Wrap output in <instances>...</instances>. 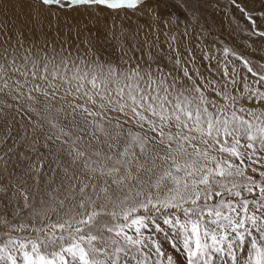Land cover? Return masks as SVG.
I'll use <instances>...</instances> for the list:
<instances>
[{
	"label": "snow or ice",
	"instance_id": "obj_1",
	"mask_svg": "<svg viewBox=\"0 0 264 264\" xmlns=\"http://www.w3.org/2000/svg\"><path fill=\"white\" fill-rule=\"evenodd\" d=\"M39 3L135 11L146 0ZM172 3L186 17L173 13L165 26L196 21L188 0ZM229 3L249 35L264 37V11ZM169 49L170 68L151 52L134 67L70 57L0 63V264H178V256L264 264V74L225 47L221 90ZM229 54L257 87L245 75L239 90ZM22 111L27 143L26 133L13 135Z\"/></svg>",
	"mask_w": 264,
	"mask_h": 264
},
{
	"label": "rangeland",
	"instance_id": "obj_2",
	"mask_svg": "<svg viewBox=\"0 0 264 264\" xmlns=\"http://www.w3.org/2000/svg\"><path fill=\"white\" fill-rule=\"evenodd\" d=\"M190 11L197 17L192 23H169L163 20L175 13L181 18V12L172 0H146L138 10H109L103 6H44L39 0H0V63L10 62L14 57L18 62L24 56L32 58L70 57L73 60H99L122 66H135L147 61V53L159 59L166 68H170L166 57L170 54L169 43L180 52L182 65L190 74L199 69L208 79H215L223 90L222 70L217 61L226 62L223 48L227 47L238 56L250 61L257 73L264 74V37L249 35L251 24L229 0H188ZM248 11L258 15L264 11V0H239ZM151 8L153 11L149 12ZM159 16L160 20H154ZM260 29L264 30V21L258 19ZM187 31V35H185ZM167 32V36L165 35ZM175 36V41L169 38ZM191 49V56L189 55ZM205 52L209 59H204ZM175 60V53L171 52ZM215 56L216 59L211 57ZM194 57V59H193ZM227 60L233 61L239 73L237 85L243 92V79L253 87L251 73L243 67V60L229 54ZM233 64H229L231 73ZM199 82V81H198ZM231 88V86H230ZM234 91V90H233ZM213 97L214 93H210ZM11 102V101H9ZM223 101H221L222 103ZM246 106H256L248 102ZM21 124L24 127H21ZM24 143L32 137L31 124L24 112L16 114L13 121V135L25 136ZM11 144V141L8 142ZM20 151H24L21 147ZM43 150V149H41ZM2 152V149H0ZM11 155V154H9ZM19 159V157H17ZM33 159L35 157L33 156ZM27 162H22V166ZM11 170V168H10ZM5 209L0 207V215ZM9 218H11V209ZM2 230V229H0ZM164 247L172 251L164 242ZM178 264H184L182 256L177 257Z\"/></svg>",
	"mask_w": 264,
	"mask_h": 264
}]
</instances>
